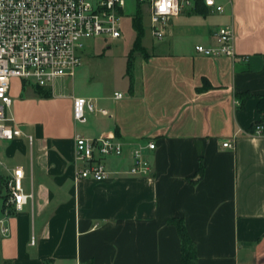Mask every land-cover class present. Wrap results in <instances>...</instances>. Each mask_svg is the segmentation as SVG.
Segmentation results:
<instances>
[{
	"label": "crops",
	"instance_id": "obj_1",
	"mask_svg": "<svg viewBox=\"0 0 264 264\" xmlns=\"http://www.w3.org/2000/svg\"><path fill=\"white\" fill-rule=\"evenodd\" d=\"M216 1L223 11L192 0L157 38L168 43L143 45L138 88L114 97L111 110L92 98L109 115L88 112L76 122L77 95L53 86L39 96L12 79L6 115L24 134L1 139L0 174L22 167L35 198L9 219L1 261L182 264L170 219L183 218L198 264H264V135L253 134L264 122V0ZM223 26L233 30L234 56L199 53L196 45L215 46ZM78 133L128 143L123 156L107 158L106 179H77ZM147 140L157 144L147 151L152 173L131 174L130 147Z\"/></svg>",
	"mask_w": 264,
	"mask_h": 264
},
{
	"label": "built area",
	"instance_id": "obj_2",
	"mask_svg": "<svg viewBox=\"0 0 264 264\" xmlns=\"http://www.w3.org/2000/svg\"><path fill=\"white\" fill-rule=\"evenodd\" d=\"M150 8L153 35L162 39L170 20L180 14L192 0H138ZM213 11H223L216 0H205ZM126 0H0V139L12 140L24 134L18 124L6 115L13 103L10 93L13 78L24 82L53 87L63 76L74 77L82 64L81 51L84 40L98 37L122 36V18ZM216 45L197 44L196 50L206 56H234V33L228 26L218 29ZM123 92L114 97L121 99ZM88 112L109 115V110L99 107L92 98L73 97V116L76 122L86 123ZM253 134L264 135V122L254 125ZM30 143L33 136L27 135ZM233 147L231 140L223 143ZM128 143L116 136L90 137L78 133L75 137V163L77 179H106L110 172L108 157H121ZM157 148L156 141L137 142L130 147L134 175L152 173V163L147 151ZM25 173L16 167L5 178L0 188V239L10 234L9 219L33 203V189L24 186ZM34 238L32 243L34 244Z\"/></svg>",
	"mask_w": 264,
	"mask_h": 264
},
{
	"label": "rangeland",
	"instance_id": "obj_3",
	"mask_svg": "<svg viewBox=\"0 0 264 264\" xmlns=\"http://www.w3.org/2000/svg\"><path fill=\"white\" fill-rule=\"evenodd\" d=\"M126 2V11L122 18V36L85 39L83 41L85 47L81 51L82 64L78 67L74 77L63 76L55 81L56 92L74 93L77 96L99 99L111 110L116 103L113 99L116 91L130 94L131 87L138 88L141 80L142 60L147 56L146 48L144 52L134 50L137 30L133 24V17L140 8L144 13L142 19L143 45L151 49L153 46L166 44L169 40L165 38L158 40L152 35L147 3H140L138 0H126ZM130 55L133 64L129 71ZM30 87L31 85L28 88ZM1 141L0 139V144ZM0 170L3 171L2 166ZM0 264H2L1 260Z\"/></svg>",
	"mask_w": 264,
	"mask_h": 264
},
{
	"label": "trees",
	"instance_id": "obj_4",
	"mask_svg": "<svg viewBox=\"0 0 264 264\" xmlns=\"http://www.w3.org/2000/svg\"><path fill=\"white\" fill-rule=\"evenodd\" d=\"M194 12H198V11L194 10ZM143 15H144L143 10L142 8H140L133 18V24L137 30V36L134 41V50H139L141 52L145 51V47L142 44V37L144 34V26L142 23ZM132 64H133L132 56L130 55L129 71L132 68ZM24 84H26V82ZM34 88H35V92L39 96L48 97L53 94L52 90L47 87L34 85ZM258 108L259 111L264 114V95L260 97ZM4 181L5 178L0 174V188L3 185ZM170 222L176 225L179 232V236L181 239L182 264H198L197 247L187 230L185 221L183 220V218H171ZM2 264H12V262L10 260H4L2 261ZM45 264H50V262L47 261Z\"/></svg>",
	"mask_w": 264,
	"mask_h": 264
}]
</instances>
